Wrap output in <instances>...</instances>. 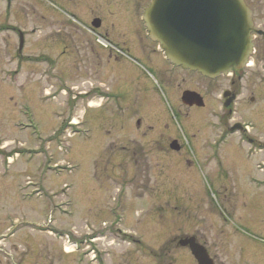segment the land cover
<instances>
[{
	"label": "rangeland",
	"instance_id": "rangeland-1",
	"mask_svg": "<svg viewBox=\"0 0 264 264\" xmlns=\"http://www.w3.org/2000/svg\"><path fill=\"white\" fill-rule=\"evenodd\" d=\"M95 1L0 0V264H149L148 248L177 234L195 236L216 264H264V148L251 156L239 133L218 146L216 104L215 118L180 131L187 151L143 146L128 157L133 149L121 146L140 131L124 130L126 118L115 125L111 104L98 109L95 60L82 62L74 46L82 45L78 28L96 15L139 43L148 0ZM247 1L264 30V0ZM32 28L24 50L32 60L21 62L18 29ZM54 28H62L56 38ZM64 37L71 49L62 55L53 42ZM254 42L250 64L237 73L243 94L230 124L249 123L264 142V38ZM228 78L216 79L214 98ZM83 90L91 93L74 100ZM179 264H196L180 244Z\"/></svg>",
	"mask_w": 264,
	"mask_h": 264
},
{
	"label": "flooded vegetation",
	"instance_id": "flooded-vegetation-1",
	"mask_svg": "<svg viewBox=\"0 0 264 264\" xmlns=\"http://www.w3.org/2000/svg\"><path fill=\"white\" fill-rule=\"evenodd\" d=\"M150 1L148 0L145 4L143 13ZM246 2L250 1L246 0ZM71 15L74 19H77L75 14ZM127 18L128 24L131 23L130 15ZM98 19L100 26H93V22ZM141 20L142 27L137 29L138 34L141 35L140 42L135 44L122 40V37L118 36L120 33H115L114 28L104 26L98 15L93 16L91 19L86 20L89 22L84 24V29L78 28L81 32L82 45L80 47L78 45L74 46L76 52L83 50L82 62H84V55L85 58L92 57L95 60L96 75L98 76L95 98L99 102L98 109L100 111L104 110L107 108V104H111L112 110L116 113L113 119L115 125L122 123L119 121L126 118L127 125L121 124L124 130L128 126H133L134 130L140 131L142 138L128 139L131 143L121 146V149L127 147L133 149L128 157L133 159L138 155V150L142 151L143 146L154 147L159 152L165 150V152L177 155L182 150L187 151V146L180 131L182 134H187L189 128L201 125L199 123L205 121L207 117L215 118L217 115L216 104L221 110L218 122L215 124L219 129L217 145L226 144L227 136L239 133L242 145L248 147L251 156L258 152L263 153L264 142L259 139L260 137L257 138L250 134L252 132L249 123L234 122L230 124L234 113V105L243 94V90L237 85L236 77L241 80V75H237L238 71L224 75L230 77L227 79L228 88H225L214 98L212 94L216 79L205 77L197 71L184 69L171 63L162 47L151 40L143 18ZM61 29L54 28L49 35L56 38ZM35 32L36 29L34 28L29 33L18 29L19 45L16 56L21 62L25 59L32 60L28 58L30 55L24 54L25 42L27 41L25 37ZM90 36L96 37L95 42ZM260 37L264 38V36ZM68 40L66 37L61 40L57 38L54 40L56 43L53 42V46L57 50L62 49L61 54L65 55L71 49ZM53 56L48 57L51 63L55 62ZM55 71L54 68L53 77H56ZM109 77L112 81H114L112 78H116V81L107 86L104 80L106 81ZM73 88L70 86L68 89L73 91ZM185 91L197 93L199 95V97L197 96V102H203V105L184 103L182 96ZM74 93L76 94L73 96L74 100L77 96H81L85 100L91 91L83 90ZM232 97L231 104L226 106V103ZM250 101H256L255 95L250 97ZM87 105L91 107L89 101ZM191 113H193V122L190 125L187 120ZM30 125V123L27 124V126ZM232 128H237V130L233 132ZM203 142V146L209 152L213 143L208 140ZM147 155L150 156L151 154L145 153V156ZM132 240L133 242L136 241L133 238ZM162 242L163 244L158 250L148 248L152 260L149 264H179V234L165 237ZM130 263V260H127V264ZM196 264H198L197 261Z\"/></svg>",
	"mask_w": 264,
	"mask_h": 264
},
{
	"label": "water",
	"instance_id": "water-1",
	"mask_svg": "<svg viewBox=\"0 0 264 264\" xmlns=\"http://www.w3.org/2000/svg\"><path fill=\"white\" fill-rule=\"evenodd\" d=\"M143 19L151 40L162 46L171 63L209 78L245 68L254 52L255 34L264 36L255 28L253 10L245 0H151ZM93 26H100L99 19ZM197 96L185 91L182 100L202 106ZM179 244L190 249L198 264H215L194 236Z\"/></svg>",
	"mask_w": 264,
	"mask_h": 264
},
{
	"label": "bare ground",
	"instance_id": "bare-ground-1",
	"mask_svg": "<svg viewBox=\"0 0 264 264\" xmlns=\"http://www.w3.org/2000/svg\"><path fill=\"white\" fill-rule=\"evenodd\" d=\"M70 251V250H69Z\"/></svg>",
	"mask_w": 264,
	"mask_h": 264
}]
</instances>
